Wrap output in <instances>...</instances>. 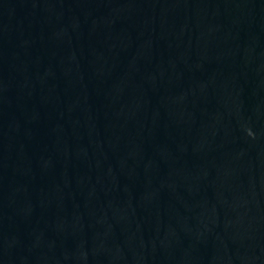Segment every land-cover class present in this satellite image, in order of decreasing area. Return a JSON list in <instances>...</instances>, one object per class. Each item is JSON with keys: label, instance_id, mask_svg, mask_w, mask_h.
<instances>
[{"label": "water", "instance_id": "1", "mask_svg": "<svg viewBox=\"0 0 264 264\" xmlns=\"http://www.w3.org/2000/svg\"><path fill=\"white\" fill-rule=\"evenodd\" d=\"M0 264H264V0H0Z\"/></svg>", "mask_w": 264, "mask_h": 264}]
</instances>
